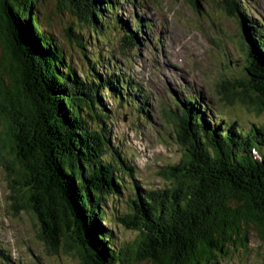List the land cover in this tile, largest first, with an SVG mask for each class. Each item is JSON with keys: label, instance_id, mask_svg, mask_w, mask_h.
Returning a JSON list of instances; mask_svg holds the SVG:
<instances>
[{"label": "trees", "instance_id": "1", "mask_svg": "<svg viewBox=\"0 0 264 264\" xmlns=\"http://www.w3.org/2000/svg\"><path fill=\"white\" fill-rule=\"evenodd\" d=\"M45 1L0 0V124L6 130L0 164L17 190L13 201L37 217L40 239L54 251L73 249L80 264H217L234 252L247 258L251 230L264 246V120L237 127L208 117L201 99L191 105L190 95L182 102L172 97L167 112L181 155L167 167L170 181L148 188L123 183L134 174L112 136L117 112L141 122L150 106L126 75L101 70L114 65L110 59L119 51L103 37L120 29V48L128 51L140 34L129 33L132 26L116 15L119 0H60L95 41L67 26L64 40L81 50L73 62L57 40L62 34L51 32ZM222 2L245 18L238 0ZM248 34L249 88L233 81L221 95L259 114L264 27L250 26ZM117 163L122 169L114 171ZM121 197L125 206L117 203ZM108 225L133 234L118 238Z\"/></svg>", "mask_w": 264, "mask_h": 264}, {"label": "rangeland", "instance_id": "2", "mask_svg": "<svg viewBox=\"0 0 264 264\" xmlns=\"http://www.w3.org/2000/svg\"><path fill=\"white\" fill-rule=\"evenodd\" d=\"M130 1L119 0L121 8L116 15L119 14L121 21L135 27L129 33H139L140 43L128 51L121 49V30L117 28L112 32L109 28L103 38L107 44L111 41V47L119 51L110 59L114 65L109 62V67L103 66L101 70L111 68L131 81L134 77L135 83L136 79L141 80L150 96L148 117L138 122L117 112L112 136L125 163L133 167L134 175L130 179L123 175V183L128 185L131 180L143 188L159 187L170 181L167 167L181 155L172 131V115L170 111L167 112L172 105V96L181 98L194 94L201 100L203 96L214 120H234L237 127H250L249 121L252 119L264 120V111L260 110L257 114L237 100L227 103L221 95V90L233 81L241 83L238 84L240 89L249 88L244 81L248 76L244 68V43H248L250 38V26L258 24L264 27V0H238L244 19H240V13L234 9H227L222 0H139L141 12L147 18L140 17V10L136 8L137 17L141 20L139 25L132 15ZM137 4L138 0H135ZM43 8L51 20V32L62 34L57 40L64 46L71 61L76 62L81 50L64 40L63 31L72 25L75 32L81 33L89 44L91 40L95 42L93 32H88V26L76 15L62 9L60 0H46ZM150 20H153L154 27L146 25ZM160 37L161 44L155 46L154 39ZM81 57L84 59L83 55ZM129 74L132 78L128 77ZM242 82L246 84L245 87ZM139 85L142 89V83ZM112 102L109 97L106 106L112 107ZM2 131L6 130L0 124ZM114 168V171H119L122 165L117 163ZM11 186L13 183L8 170L0 164V260L5 264H80L81 260L73 249L65 247L67 250L59 248L54 251L40 239L41 226L37 217L19 200L13 201L16 193L12 192L17 190L12 191ZM126 194L127 190L124 189L120 196ZM117 203L125 206L126 197L118 198ZM116 209L119 211L117 206ZM108 226L114 233L119 231L116 232L118 238L119 235L127 238L133 234L122 227ZM248 238L253 252L247 258L234 252L230 258L219 259L217 264H264L261 241L252 230Z\"/></svg>", "mask_w": 264, "mask_h": 264}, {"label": "bare ground", "instance_id": "3", "mask_svg": "<svg viewBox=\"0 0 264 264\" xmlns=\"http://www.w3.org/2000/svg\"><path fill=\"white\" fill-rule=\"evenodd\" d=\"M140 15V14H139ZM150 24V22H148V24H146V25H149ZM133 71V70H132ZM128 76H130V74L128 75ZM131 77V76H130ZM134 79V80H133ZM126 80H129V81H131L130 79H126ZM132 81H134L135 82V78L133 77L132 78ZM136 83H137V86L139 87V89L144 93V94H146L147 95V97H150L149 96V94H148V92L146 91V89H145V87H144V84H143V82H141V80L140 81H138V79H136ZM136 83L134 84V86H136ZM140 83H142V89L140 88V85L139 84ZM185 98V96H181V98ZM190 101H189V103L191 104V105H193V103L191 102V99L193 98V99H196V100H198L199 98H198V96H196V95H192V94H190ZM179 101L180 102H182L181 101V99H180V97H179ZM188 103V102H187ZM205 105V104H204ZM209 110V109H208ZM208 117H209V115H208ZM208 119V118H207ZM47 228V227H46ZM65 243V242H64Z\"/></svg>", "mask_w": 264, "mask_h": 264}, {"label": "water", "instance_id": "4", "mask_svg": "<svg viewBox=\"0 0 264 264\" xmlns=\"http://www.w3.org/2000/svg\"><path fill=\"white\" fill-rule=\"evenodd\" d=\"M52 5V4H51ZM57 8H59V7H57ZM59 11H61V8H59ZM17 34V33H16ZM17 37H19L20 38V36H19V34H17ZM245 44V43H244ZM250 53H248L245 57H248L249 58V60L251 59V57H250ZM250 63H251V60H250ZM248 76H249V74H248ZM258 79H260V81L262 82V83H264V78L263 77H261V78H259V77H257L256 78V81H258ZM263 79V80H262Z\"/></svg>", "mask_w": 264, "mask_h": 264}]
</instances>
